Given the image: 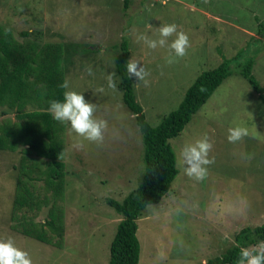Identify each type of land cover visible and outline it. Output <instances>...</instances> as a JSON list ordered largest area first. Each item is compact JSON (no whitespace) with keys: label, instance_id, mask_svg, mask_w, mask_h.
<instances>
[{"label":"rangeland","instance_id":"obj_1","mask_svg":"<svg viewBox=\"0 0 264 264\" xmlns=\"http://www.w3.org/2000/svg\"><path fill=\"white\" fill-rule=\"evenodd\" d=\"M162 23H175L177 31L190 39L187 54L171 64L166 62L167 47L149 49L137 39L141 34L158 38ZM260 23L264 24V0H0V29L10 30L15 38L24 40L22 32L30 31L42 43L65 40L88 47L75 55L66 80L71 90L97 105L99 118L108 120L104 141H83L82 147L74 146L77 137L65 124L64 194L55 198L45 191L48 203L25 211L42 222L50 217L53 203L62 208L64 233H50L53 242L25 235L15 218L20 160L37 155L24 152L22 145L14 152L0 150V238H13L33 264H108L122 215L107 200L122 201L145 171L142 135L115 77L114 46L127 35L130 60L140 61L149 73L140 81L132 77L147 120L156 126L178 108L203 71L226 58L233 60L238 53L242 59L248 54L255 57L253 73L264 90ZM174 38L175 34L168 42ZM109 73L114 74L115 89L108 87ZM36 108V104L26 107ZM17 120L16 109L0 105V124ZM236 123L246 126L249 135L230 143L228 128ZM204 135L213 144L209 158L214 163L197 181L183 171L179 153L186 142ZM170 142L179 173L168 194L139 218L140 264H204L231 247L241 228L264 223V101L235 71ZM37 185L43 191L44 180ZM19 212L22 215L23 210Z\"/></svg>","mask_w":264,"mask_h":264},{"label":"trees","instance_id":"obj_2","mask_svg":"<svg viewBox=\"0 0 264 264\" xmlns=\"http://www.w3.org/2000/svg\"><path fill=\"white\" fill-rule=\"evenodd\" d=\"M258 32L264 40L263 23L259 24ZM31 34L30 31H23L25 38L19 40L10 30L0 29V105L16 109L18 117L15 122L0 124V150L14 152L22 145L24 152L37 155L38 158L24 155L20 160L14 198L15 218L18 219L17 227L25 235L41 242H53L50 233L60 236L64 233L62 208L53 203L49 209L50 217L42 222H37L33 213L28 216L26 212L28 209L36 211L48 203L45 191H51L55 198L64 194L67 172L62 153L66 125L52 118L48 111L49 100L63 99L66 89L60 85L66 80V69L80 49L88 47L65 40L42 43ZM114 47L117 49L115 77L123 102L134 116L142 135L145 171L139 185L122 201L114 198L107 200L122 215L110 245L108 264H140L139 218L150 204L159 203L168 194L179 173L177 155L170 139L185 129L193 115L235 71L247 79L263 101L264 90L253 73L255 57L248 54L242 59L241 53H238L235 61L226 58L217 67L203 71L188 88L178 108L153 126L137 99L134 79L126 70L131 53L127 35H123ZM29 104H36L38 108L27 110ZM42 166L44 168L40 173L34 175V171ZM41 180H44L45 187L39 192L37 182ZM260 241H264V223L243 227L234 235L231 247L204 264H238L240 247L256 245Z\"/></svg>","mask_w":264,"mask_h":264},{"label":"clouds","instance_id":"obj_3","mask_svg":"<svg viewBox=\"0 0 264 264\" xmlns=\"http://www.w3.org/2000/svg\"><path fill=\"white\" fill-rule=\"evenodd\" d=\"M178 26L175 23L161 24L158 27L159 36L156 39L141 34L137 37L143 41L149 49L165 48L169 51L167 63H174L176 58L184 57L190 48V39L184 31H177ZM175 34V38L168 42V38ZM129 76H134L139 81L144 80L149 73L146 71L140 61L129 60L126 66ZM89 74L92 70L89 68ZM113 73L107 76L109 88L117 87ZM60 87L66 89L63 99L49 100L48 111L52 118L69 127V131L77 137L74 146L82 147L83 141L100 144L104 141L105 132L108 129V120L99 118L97 105L91 100L86 99L84 93L69 88V81L65 80ZM100 91H103L101 88ZM249 135V130L241 123H236L228 128L227 140L230 143H236ZM213 147L207 135L186 142L179 153V163L183 165L185 174L201 181L208 172V165L214 163V158H209V153ZM250 158V157H249ZM0 264H33L30 254L18 247L13 238H0ZM238 264H264V241L256 245L240 247Z\"/></svg>","mask_w":264,"mask_h":264}]
</instances>
